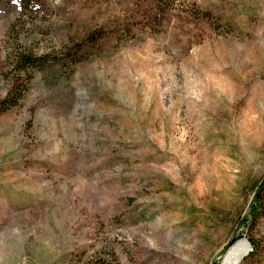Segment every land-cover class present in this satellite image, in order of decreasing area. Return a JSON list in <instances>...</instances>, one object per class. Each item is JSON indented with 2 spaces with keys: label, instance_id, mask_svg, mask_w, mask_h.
I'll use <instances>...</instances> for the list:
<instances>
[{
  "label": "rangeland",
  "instance_id": "374dc122",
  "mask_svg": "<svg viewBox=\"0 0 264 264\" xmlns=\"http://www.w3.org/2000/svg\"><path fill=\"white\" fill-rule=\"evenodd\" d=\"M19 1L0 98L17 46L52 63L0 113V264H264V0Z\"/></svg>",
  "mask_w": 264,
  "mask_h": 264
},
{
  "label": "trees",
  "instance_id": "16d2710c",
  "mask_svg": "<svg viewBox=\"0 0 264 264\" xmlns=\"http://www.w3.org/2000/svg\"><path fill=\"white\" fill-rule=\"evenodd\" d=\"M46 1L47 0H20L18 6L19 12L22 17H24V15L25 17L26 15L41 17L47 12ZM95 43H97V36L93 35V33L87 34L83 39H77L75 42L69 44L67 49L63 50V59L61 62L57 61L56 63L61 65L67 63L75 64L77 61L83 59V57H87L86 55L89 48ZM47 62L52 63V61L49 62L46 60L45 55H37L29 49L17 46L13 50V53L9 56L7 72L9 85L5 95L0 98V113L19 104L35 72L41 70V72L44 73H51V68L47 66ZM262 187L264 188V183ZM258 200L259 194L254 197L253 203L251 204L249 218L255 219L259 215L260 208L257 204ZM98 260L99 259H96L92 264H101L100 262H96Z\"/></svg>",
  "mask_w": 264,
  "mask_h": 264
},
{
  "label": "bare ground",
  "instance_id": "6f19581e",
  "mask_svg": "<svg viewBox=\"0 0 264 264\" xmlns=\"http://www.w3.org/2000/svg\"><path fill=\"white\" fill-rule=\"evenodd\" d=\"M249 244L245 239L237 240L223 255L219 264H239L249 251Z\"/></svg>",
  "mask_w": 264,
  "mask_h": 264
},
{
  "label": "water",
  "instance_id": "95a60500",
  "mask_svg": "<svg viewBox=\"0 0 264 264\" xmlns=\"http://www.w3.org/2000/svg\"><path fill=\"white\" fill-rule=\"evenodd\" d=\"M250 250V249H249Z\"/></svg>",
  "mask_w": 264,
  "mask_h": 264
}]
</instances>
